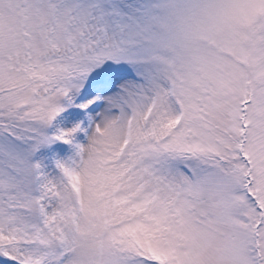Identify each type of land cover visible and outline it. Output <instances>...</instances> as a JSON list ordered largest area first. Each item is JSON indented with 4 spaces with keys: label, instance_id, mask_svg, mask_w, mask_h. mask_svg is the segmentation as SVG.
Instances as JSON below:
<instances>
[{
    "label": "snow or ice",
    "instance_id": "1",
    "mask_svg": "<svg viewBox=\"0 0 264 264\" xmlns=\"http://www.w3.org/2000/svg\"><path fill=\"white\" fill-rule=\"evenodd\" d=\"M0 264H264V0H0Z\"/></svg>",
    "mask_w": 264,
    "mask_h": 264
}]
</instances>
